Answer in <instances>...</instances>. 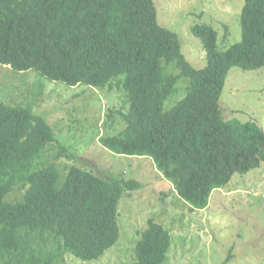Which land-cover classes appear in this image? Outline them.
<instances>
[{
  "label": "trees",
  "instance_id": "trees-1",
  "mask_svg": "<svg viewBox=\"0 0 264 264\" xmlns=\"http://www.w3.org/2000/svg\"><path fill=\"white\" fill-rule=\"evenodd\" d=\"M241 25L242 40L225 50L212 25H193L207 51V65L196 68L178 34L159 23L155 0H0V64L72 86L117 87L126 106L109 107L107 116L124 127L102 135V144L151 157L196 211L236 173L264 163V129L225 119L219 103L232 67H264V0H245ZM182 78L189 81L178 86ZM56 142L54 160H45ZM61 157L77 158L45 117L0 101V264H64L67 253L94 261L119 241L121 199L142 182L75 164L63 174ZM17 190L21 197L9 199ZM172 239L150 219L132 264H169Z\"/></svg>",
  "mask_w": 264,
  "mask_h": 264
},
{
  "label": "rangeland",
  "instance_id": "rangeland-1",
  "mask_svg": "<svg viewBox=\"0 0 264 264\" xmlns=\"http://www.w3.org/2000/svg\"><path fill=\"white\" fill-rule=\"evenodd\" d=\"M155 3L159 23L178 34L183 53L196 68L207 65V51L192 33L193 25H212L219 34L220 50L242 40L245 0ZM183 80L188 78H182L178 86L185 83ZM184 94L180 91L173 100ZM172 98L165 108L173 105ZM0 101L30 106L45 117L55 131L56 141L68 146L77 157L55 160L63 174L75 164L101 176L142 182L141 188L121 199L119 241L99 260L84 261L67 253L64 264H132L136 242L150 219L163 224L172 234L169 264H224L230 253L232 258L227 264H264V163L248 173H236L226 187L212 192L206 208L192 211L151 157L117 154L102 144V135L118 133L124 127L119 118L110 121L107 116L109 107L126 106L117 87L109 91L86 84L72 86L37 70L18 71L0 64ZM219 103L225 119L255 120L264 129V67H232ZM55 146L57 142L44 152L45 160H54ZM22 193L17 190L9 199L16 200Z\"/></svg>",
  "mask_w": 264,
  "mask_h": 264
}]
</instances>
